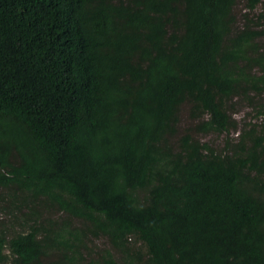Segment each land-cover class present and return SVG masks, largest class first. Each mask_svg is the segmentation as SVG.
Wrapping results in <instances>:
<instances>
[{
	"label": "trees",
	"instance_id": "obj_1",
	"mask_svg": "<svg viewBox=\"0 0 264 264\" xmlns=\"http://www.w3.org/2000/svg\"><path fill=\"white\" fill-rule=\"evenodd\" d=\"M0 264H264V0H0Z\"/></svg>",
	"mask_w": 264,
	"mask_h": 264
},
{
	"label": "rangeland",
	"instance_id": "obj_2",
	"mask_svg": "<svg viewBox=\"0 0 264 264\" xmlns=\"http://www.w3.org/2000/svg\"><path fill=\"white\" fill-rule=\"evenodd\" d=\"M238 9H240V7ZM241 116H242V114L238 113L237 115H235V119L239 120ZM205 139L210 140V138H205ZM211 139H214V138H211Z\"/></svg>",
	"mask_w": 264,
	"mask_h": 264
}]
</instances>
